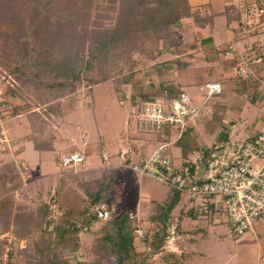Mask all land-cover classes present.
Wrapping results in <instances>:
<instances>
[{
	"label": "rangeland",
	"instance_id": "obj_1",
	"mask_svg": "<svg viewBox=\"0 0 264 264\" xmlns=\"http://www.w3.org/2000/svg\"><path fill=\"white\" fill-rule=\"evenodd\" d=\"M48 1L30 0V4H34L30 8H37V11L43 9L49 14L51 7ZM158 1L161 4L166 2L165 6L167 5L169 9L175 3H179L178 0H93V3L88 6L89 1L87 0L69 1L68 5L71 9L69 11L72 14L66 17L71 18L68 21L65 20L66 24L61 27L55 25L56 13L62 19L65 18V14L61 15L59 10L50 14L53 29L56 28L59 31L61 28L66 36L64 43L56 41V46L64 49L63 52L72 57L76 51H81L78 47H83L81 44H76V38L68 37L70 34L71 36L77 33L84 35L83 31L87 30L91 33L89 35L94 37L96 35L91 31L98 29L100 25L103 26L104 23L108 25L111 21L103 18L105 16L115 17L121 7L136 3L139 11L152 6L158 9ZM263 2L264 0L261 3ZM99 3H107L112 9L96 11V5ZM255 10L257 14L248 16L242 23V27L245 31H255L259 34L262 30L256 27V23L264 15V6L254 9L253 13ZM3 11L1 10L0 13L4 17L6 12L3 13ZM12 33L10 34L17 37L14 47L22 49L21 41L28 38L24 36L20 38L18 32ZM153 33L159 34L158 31ZM263 37L264 35L257 37L260 38L258 40L260 44H262ZM159 38L161 37L149 36L144 41L145 48L130 51V58L119 49L112 50V56L109 59L111 77L91 87L88 86L86 79H82L74 91H70L69 86L64 87L63 90H57V88L48 90L43 86L37 88L23 86L8 70L6 64L11 62L10 67L17 64V68L20 69L30 58L19 60L14 54L15 58L8 61V58L0 57V264H37V258L40 262L45 260L43 257L35 259L34 253V258L31 255L35 250L34 244L47 240V236L41 233L38 225L42 224L39 220L40 216H34L42 204H48L46 219L49 225L46 226L43 223L41 228L46 226L49 231L63 217L71 218L75 223L79 222L77 221L80 218L79 211L84 205V201H80L86 198L81 184L85 183L84 189H92L98 180L108 178L115 171L114 168H109L108 165L102 163L99 153L106 152L112 162H117L116 156L119 151L130 148L127 161L132 163L139 156L146 155L155 148L156 143L150 141L152 140L150 135L139 134L135 129L132 116L133 107L126 101L128 98L123 96L124 94L130 95V85L119 86L121 89L119 94L115 88L119 85L118 79L129 72L134 75L132 81H141L142 86L150 82L151 77L148 78V70L152 68V65H148L151 63L147 62L146 54L150 47L155 45L152 40ZM49 40L51 42V39ZM77 43H79L78 39ZM91 43L89 39L82 43L84 52L81 55L84 58L87 56ZM5 46H11L10 37L0 39V54ZM117 54L121 56L117 57ZM240 56L248 59L259 55L239 52L235 73L241 65ZM13 61L16 64H12ZM17 71L15 73L22 77L31 76L25 67ZM248 71H253L252 63ZM206 91H208L207 88L197 94L189 91L190 96L196 95L195 97L198 98L199 102L195 99L196 105H200V102L205 99ZM56 93L58 96H55ZM190 123L189 120L187 126ZM172 133L174 136L178 134L174 130ZM170 138L174 139L172 136ZM30 141L36 149L46 150V152L50 150V157L40 155L39 161L44 160L42 165L54 168L55 173L46 172L47 175H42L40 171L38 172L40 169H36L37 166L32 163L35 161L34 156H31L34 161H30V153H27L28 148L32 146ZM207 141L211 142L212 138H207ZM26 148L27 151H25ZM75 151L90 155L88 159L91 163L60 167L58 162L61 154ZM170 155L176 162L180 161L181 148L171 144ZM56 163L59 166L57 169ZM121 169L118 174H115L114 187L109 193V200L106 199L105 202L114 209L116 216L123 212H133L135 217L133 223L143 229L145 236H151L156 227L155 224H151L149 216L156 203L162 200L167 201L170 198L169 192H172V189L153 179L141 177L129 167L123 166ZM200 215V220L190 218L189 214L184 219L186 227L194 226L197 222L198 227L206 228L205 234L202 233L205 240L200 241L198 247L202 251L205 250L206 256H197L190 260V264H264V236L261 242L256 240L255 236L239 237L232 232L229 224L220 216H214L213 220L209 213L203 212ZM105 222L102 220L93 222L89 225L91 229L88 227L87 230H83L82 228L73 236H65L66 240L56 247L57 252L59 251V259L65 264H120L113 251H105L98 247V239L102 236ZM260 225H264V220L259 221L257 230H260ZM167 234H169L168 231ZM134 245L135 255L132 259L133 263L130 261V264H142L141 262L143 264H163L165 262L162 255L155 256L156 253L146 251V244L142 240H134ZM162 250L164 249L160 251Z\"/></svg>",
	"mask_w": 264,
	"mask_h": 264
},
{
	"label": "trees",
	"instance_id": "obj_2",
	"mask_svg": "<svg viewBox=\"0 0 264 264\" xmlns=\"http://www.w3.org/2000/svg\"><path fill=\"white\" fill-rule=\"evenodd\" d=\"M29 1L30 0H0V11L5 10L3 13L6 12L4 17L0 13V39L10 37L11 45L10 47H3L4 50L1 51L0 57L4 59L8 58V61L15 58L14 54L18 56L19 60L30 58L20 69L17 68V64L14 61L12 64L16 65L10 67V62L8 63L9 66L6 64V67L15 75L23 86H35V88L43 86L44 89L46 87L48 90L55 88H57V90H63L64 87L69 86L70 91H74L76 85L79 84L82 79H86L90 87L106 81L111 77L109 73V59L112 56V50L119 49L129 56V52L132 50L139 51L140 48L144 49V41L149 36L166 37L168 35L167 28L169 24L177 21L178 18L182 16L192 15L191 9L183 0H178L180 5L178 6L179 3H175L171 9L167 8V5L165 6L166 2H162L161 4L158 1V9H156V6L155 8L152 6L151 8L145 7L141 11L137 8L136 3H132L124 8L121 7L115 17L111 18V16H105L103 19H109L111 22H109L108 25L104 23L103 26L100 25L98 29L91 31L96 36L92 37L87 30L83 31L84 35L77 33V35L71 36L70 34L68 37L76 38V44H81L83 47L81 48L77 45L78 49L81 51H76L73 56L70 57L63 52L64 49L62 50V48L56 46V41H58V43H64L66 36L61 28L59 31L56 28L53 29L50 14H53V11L57 12V10H59L61 15L65 14V18L71 15L72 12H70L71 9L68 3L73 0H49L48 4L49 7H51V10H49L51 13L49 14L43 11V9L37 11V8H30L34 4H30ZM87 1H89L88 6L93 3V0ZM149 3L150 2H148V4ZM153 3L156 4L154 1ZM111 9L112 7L109 8L107 3H99L95 8L96 11H107ZM34 10H36V12H34ZM36 13L38 14L36 15ZM57 15L56 13V17L54 16L56 18L55 25L60 27L66 24L65 20L68 21L71 19H62V17ZM154 31H158L159 34L153 33ZM12 32H18L20 38L21 36L28 38H24L23 41H21V45H23L22 49L24 48L23 50L14 47L16 46L14 42L17 40V37L11 35L10 33ZM89 36L91 37L89 38ZM49 39H51L52 43ZM77 39L79 43H77ZM84 39L91 40V45H93L88 47L86 58L81 55L84 52V46L82 44L85 41ZM118 56L121 55L117 54V57ZM24 67L31 76L22 77L20 74L15 73V71L18 72L17 70L20 71ZM133 77V73L130 72L127 75H122L121 78L118 79L119 85L115 88V90L118 91L117 94H119L121 92L119 86L130 85V95L128 99L132 107L141 101L159 98L169 100L176 95L174 94L175 92L161 94L159 87L151 85L150 83L146 86H142L141 81H132ZM55 96H58V94L56 93ZM123 96H125V94ZM189 131L190 128H185L182 135L175 141V144L181 147L183 156H187L190 151L197 148L192 142V139H190ZM164 132L168 137L169 129L166 128ZM157 139L160 140L162 137L158 135ZM126 162L128 161L126 160ZM114 169L115 171L111 176L98 180L96 186L92 189H84V186H86L85 183L81 184L82 192L84 190L86 198L85 200L82 198L80 201H84V205L83 208H81L82 210L79 211L80 218L77 219L79 222L75 223L71 218L63 217L48 231L46 229V226L49 225L46 219L48 204H42V206L38 208L39 211H37L34 216H40V222L46 224L44 228H41L42 224L38 225L41 229V233L47 236V240L34 244L35 250L31 253L32 257L34 258L35 254V259L36 257L45 258L43 262H40L37 258V264H65L63 260L59 259V251L57 252L56 250V247L66 240L65 236H73V234L81 231L84 226H86L85 230H87L88 227L91 229L89 225L93 224V222L101 221H93L92 207L95 203L105 201L106 199L109 200V193L114 187L115 174H118L120 170L119 167ZM180 198V193L172 190V194L167 201L155 204V208L150 214L149 220L152 224H155L154 226L156 229L152 231L151 236H145L144 233L141 239L142 242L146 244L149 253H157L163 245L168 235L167 227L169 214ZM130 214L131 212H123L118 216L114 214L112 218L105 220L102 236L99 237L97 243L100 249L113 251L120 264H130V261L133 263L132 259L135 255L134 240L136 238L134 230L138 225L133 223L135 217H131ZM52 246L54 248H52ZM141 263L143 264V262Z\"/></svg>",
	"mask_w": 264,
	"mask_h": 264
},
{
	"label": "crops",
	"instance_id": "obj_3",
	"mask_svg": "<svg viewBox=\"0 0 264 264\" xmlns=\"http://www.w3.org/2000/svg\"><path fill=\"white\" fill-rule=\"evenodd\" d=\"M183 1L191 9L192 15L182 16L174 24L171 23L166 37L152 40L155 45L147 51L146 59L151 63L148 65H152L151 71L148 70V78L151 77L152 81L148 83L159 87L161 94L168 92L177 94L181 90L189 95L197 94L199 91L202 93L206 90L204 84L207 82H220L222 86L221 92L212 93L210 96H207L206 91L205 99L200 105L195 104V99L199 102L196 95L190 96L192 103L200 109L201 114L187 126L190 128V139L197 146L189 153L198 151L205 145L208 147L215 142L243 138L264 130V59L261 63L253 64L252 75L238 76L235 73L239 52L254 56L261 55L264 58V37L262 44L258 41L260 38H257L264 35V15L256 23V27L262 30L261 33L248 32L249 30L245 31L242 27L248 16L257 14V10L255 13L253 10L262 8L264 2L261 3L262 0ZM249 9L252 10L251 13ZM128 96L129 94L125 95L126 98ZM126 101L130 103L129 99ZM171 136L175 138L177 135L174 136L172 133ZM207 138H212V141H207ZM150 141L155 143L154 140ZM30 143L32 146L25 151L30 153V158L34 156L35 161L29 159L34 161L32 163L37 166L36 169H40L38 172L40 171L42 175H47L46 172H54V168L42 165L44 160L39 161L40 155L50 157V150L46 152L36 149L31 141ZM99 154L102 163L109 168H123L118 155L117 162H112L110 156L104 160L101 153ZM85 157V162L82 164H90L91 161L88 159L90 155L85 154ZM58 164L62 167L60 160ZM58 164H55L56 169L59 167ZM169 193L170 197L172 192ZM203 212L209 213L213 220L214 216L224 219L219 203L200 206L187 202L181 196L169 214L170 222L167 227L169 234L159 251L164 250L155 254V256L162 255L165 260L163 264H190V260L195 257L206 256L205 250L198 248L205 240L202 233L205 234L206 228L201 229L197 222L194 226L186 227L184 221L188 214L190 218L200 220V214ZM258 225L259 222L255 234L246 236H255L256 240L261 242L264 225H260V230H257Z\"/></svg>",
	"mask_w": 264,
	"mask_h": 264
},
{
	"label": "built area",
	"instance_id": "obj_4",
	"mask_svg": "<svg viewBox=\"0 0 264 264\" xmlns=\"http://www.w3.org/2000/svg\"><path fill=\"white\" fill-rule=\"evenodd\" d=\"M239 58L241 65L236 72L239 76L252 75L253 71H248L250 64L264 59L262 56ZM205 86L207 96L222 90L220 82H207ZM200 114V109L183 90L169 100L137 103L132 110L135 129L139 134L150 135L156 145L150 153L132 163L126 162L131 149H121L118 154L121 166L178 191L189 203L200 206L219 203L224 219L236 236L255 234L257 223L264 220V130L243 138L215 142L176 162L170 155V145L181 136L188 121H194ZM166 128L171 135L173 130L177 131V136L171 139L169 134L167 137ZM158 135L162 139L158 140ZM101 156L108 159L106 152ZM85 159L82 152H69L61 156L60 165L73 167L84 163ZM113 214L114 209L105 201L93 204V221L108 220ZM134 234L141 240L143 229L138 225Z\"/></svg>",
	"mask_w": 264,
	"mask_h": 264
}]
</instances>
